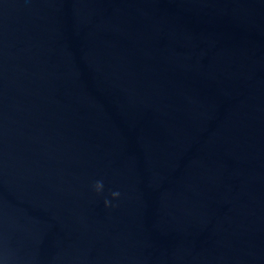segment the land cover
<instances>
[{
	"label": "water",
	"instance_id": "obj_1",
	"mask_svg": "<svg viewBox=\"0 0 264 264\" xmlns=\"http://www.w3.org/2000/svg\"><path fill=\"white\" fill-rule=\"evenodd\" d=\"M0 264H264V0H0Z\"/></svg>",
	"mask_w": 264,
	"mask_h": 264
},
{
	"label": "clouds",
	"instance_id": "obj_2",
	"mask_svg": "<svg viewBox=\"0 0 264 264\" xmlns=\"http://www.w3.org/2000/svg\"><path fill=\"white\" fill-rule=\"evenodd\" d=\"M104 185H103V181L97 180L93 185H92V190L94 192H96L97 194H99L100 192L103 191ZM120 193L119 192H112L111 196L113 199L119 197ZM110 201L105 200L104 204L107 207L109 205Z\"/></svg>",
	"mask_w": 264,
	"mask_h": 264
}]
</instances>
